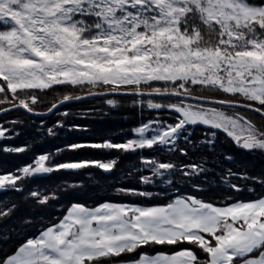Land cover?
<instances>
[{"label":"snow or ice","instance_id":"1","mask_svg":"<svg viewBox=\"0 0 264 264\" xmlns=\"http://www.w3.org/2000/svg\"><path fill=\"white\" fill-rule=\"evenodd\" d=\"M0 97V114L23 112L49 136L65 125L47 119L85 99L155 113L131 138L69 142L56 150L68 159L43 153L0 174V190L35 211L57 189L30 182L139 161L128 172L138 184L116 187L117 201L72 204L2 264H264V173L235 154L264 155V0H0ZM13 135L0 124V140ZM32 223L19 204L0 205L3 243Z\"/></svg>","mask_w":264,"mask_h":264},{"label":"trees","instance_id":"2","mask_svg":"<svg viewBox=\"0 0 264 264\" xmlns=\"http://www.w3.org/2000/svg\"><path fill=\"white\" fill-rule=\"evenodd\" d=\"M61 91H74L77 95H83L88 90L84 89H63ZM2 98V97H0ZM53 95L49 94L45 99L47 105L53 99ZM118 101L116 107H110L103 103L101 99H85L82 102L68 104L66 107H61L60 112H68L69 115L64 118L59 115H52L46 121L47 127L52 125L59 119L62 120L65 127L57 130L56 136H49L46 129L39 130L40 121L35 123L23 112L12 111L7 116L0 115V124L5 128H14L19 135H13L11 139L0 140V148L4 146L21 147L27 146L28 150L20 154H6L0 151V174L11 172L15 168L30 163L32 159L39 154L53 153L54 158L58 160L68 159L70 154L67 152L57 153V149L64 148L69 142H88L96 141L103 138H112L120 141L126 138H131V129L139 126L144 121L153 118L155 113L148 110L146 107L143 112L139 106L133 104L131 98L125 97H109ZM6 105H0L5 107ZM43 110V109H42ZM257 123H260L257 117H253ZM20 120L21 124L13 126L5 123V121ZM78 126L81 130H70L72 126ZM195 137L202 138L203 130L197 128ZM238 160L243 162V165L250 175L256 176L264 173V155L259 152L244 154L237 152ZM92 156L91 152L82 155ZM116 154L113 153V156ZM95 158L102 159L104 153H95ZM111 158V157H108ZM139 164L137 156H121L119 166L112 174H106L103 170L91 169L80 175H66L61 173L50 174L43 179H38L30 182L27 187L40 186L41 188L57 189L58 200L42 210H35L30 205L25 204L21 195L0 190V205L4 204H19L26 218L31 219L33 223L22 230L19 235L9 233L10 241L5 244L0 240V264L2 261L15 250L18 242L28 236L35 235L38 230L48 224L55 222L57 217L64 214L67 208L74 203H81L87 206H95L105 200L117 201L118 197L115 192L116 187L138 184V176L134 173L132 177L128 176V172L133 165ZM147 171L144 175H149ZM69 185H77V187H69ZM255 187L257 195L262 191L259 185H249ZM244 196L247 198L248 193ZM15 222V221H14ZM3 233H0L2 236ZM150 253H155L149 250Z\"/></svg>","mask_w":264,"mask_h":264},{"label":"crops","instance_id":"3","mask_svg":"<svg viewBox=\"0 0 264 264\" xmlns=\"http://www.w3.org/2000/svg\"><path fill=\"white\" fill-rule=\"evenodd\" d=\"M102 203H103V202H102ZM70 206H71V205H70ZM70 206H69V207H70ZM150 254L154 255L155 253H150ZM5 259H6V258H5ZM1 264H2V263H1Z\"/></svg>","mask_w":264,"mask_h":264},{"label":"water","instance_id":"4","mask_svg":"<svg viewBox=\"0 0 264 264\" xmlns=\"http://www.w3.org/2000/svg\"><path fill=\"white\" fill-rule=\"evenodd\" d=\"M0 115H2V114H0Z\"/></svg>","mask_w":264,"mask_h":264}]
</instances>
